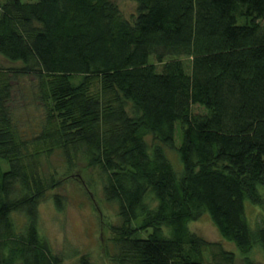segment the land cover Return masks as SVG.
Returning <instances> with one entry per match:
<instances>
[{"label":"trees","instance_id":"obj_1","mask_svg":"<svg viewBox=\"0 0 264 264\" xmlns=\"http://www.w3.org/2000/svg\"><path fill=\"white\" fill-rule=\"evenodd\" d=\"M133 1L128 20L110 0H0V264H61L38 231L39 205H64L55 155L99 171L116 264H209L188 230L203 214L243 264L264 254L245 216L263 202L264 0ZM20 79L35 129L14 114Z\"/></svg>","mask_w":264,"mask_h":264},{"label":"rangeland","instance_id":"obj_2","mask_svg":"<svg viewBox=\"0 0 264 264\" xmlns=\"http://www.w3.org/2000/svg\"><path fill=\"white\" fill-rule=\"evenodd\" d=\"M36 0H21L35 2ZM125 19H131L136 13L137 4L133 0H110ZM239 20L238 23H241ZM152 61V59H150ZM11 67L0 57V68ZM34 84L20 79L14 91L13 110L23 129H35L42 118V104L33 99ZM195 112L202 111L194 107ZM180 145L178 134L175 135L176 148ZM170 159L176 162L175 154L168 152ZM81 156V153H79ZM51 164L58 178L63 180L58 193L64 197L61 211L56 210L51 198L39 205L38 231L52 250V254L60 258L61 264H81L87 260L89 264H116L114 255L118 252L115 246L116 234L112 228L120 225L115 204L105 200L102 178L97 169L84 168V162L65 172V163L59 155L51 158ZM179 162V160H178ZM51 166V167H52ZM175 166V165H174ZM176 169H179L175 166ZM263 202L253 206L245 202V216L248 223L261 224L264 220V190L261 188ZM21 221V218H17ZM188 230L209 244L203 252V259L209 264L221 262L216 256L218 251L233 252L234 264H243L242 257L236 246L221 238L207 214L188 224ZM144 237V233L140 234ZM250 259L254 264H264V254L254 249Z\"/></svg>","mask_w":264,"mask_h":264}]
</instances>
